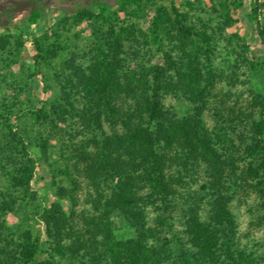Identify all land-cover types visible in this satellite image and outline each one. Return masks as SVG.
<instances>
[{"label": "rangeland", "instance_id": "374dc122", "mask_svg": "<svg viewBox=\"0 0 264 264\" xmlns=\"http://www.w3.org/2000/svg\"><path fill=\"white\" fill-rule=\"evenodd\" d=\"M258 2L254 12L256 0H0V264L101 259L106 227L101 207L94 208L100 197L89 157L93 137L113 130L108 123L87 126L89 106L76 75L88 74L101 52L111 57L117 43L124 82L151 80L162 67V104L171 118L196 112L178 77L186 64L196 68L200 88L207 89L202 121L225 134L221 146L233 150L235 143L243 157V141L263 101L257 96L264 97V42L256 22L264 25V0ZM167 56L174 64H166ZM28 158L34 195L12 180ZM201 183L186 193L200 195ZM241 184L230 205L236 221L232 248L261 258L264 191L247 180ZM204 211L202 204L205 219ZM180 213L174 209L172 230L162 229L161 238L185 239ZM107 227L118 240L133 235L117 215ZM26 243L37 247L30 260Z\"/></svg>", "mask_w": 264, "mask_h": 264}, {"label": "trees", "instance_id": "16d2710c", "mask_svg": "<svg viewBox=\"0 0 264 264\" xmlns=\"http://www.w3.org/2000/svg\"><path fill=\"white\" fill-rule=\"evenodd\" d=\"M258 9L256 0L254 12ZM256 22L264 42V25ZM120 54L121 44L117 43L111 57L101 52L88 74L76 75L89 106L87 126L108 123L113 130L102 139L93 137L91 142L94 153L89 157L90 167L100 197L94 208L98 211L101 207L99 218L106 227L101 259L95 258L93 263L264 264V255L256 258L246 250L232 248L236 221L230 208L246 180L251 188L260 185L264 191L263 95L257 96L263 100L257 103L259 117L251 121L241 157L235 143L230 145L233 150L221 146L226 142L222 139L225 134L214 133L202 121L201 106L207 89L200 88L201 75L196 68L186 64L178 72L180 82L190 90L188 98L196 104V112L186 119L171 118L162 104V67L155 69L151 80L127 77L124 82L119 74ZM167 63L174 64L168 56ZM210 77L206 84L211 82ZM26 163L12 180L34 195L30 188L33 161L28 158ZM173 163L178 169L172 170ZM197 182H202L200 195L186 193ZM202 204L206 206L205 219ZM176 208L181 212V234L185 239L178 235L170 240L161 238L162 229L172 230L168 221L173 222ZM151 213L154 219L150 221ZM116 215L132 229L131 237L118 240L107 227ZM45 222L48 224L47 219ZM24 249L26 260L37 251L31 243H26ZM37 264L55 263L50 259Z\"/></svg>", "mask_w": 264, "mask_h": 264}]
</instances>
